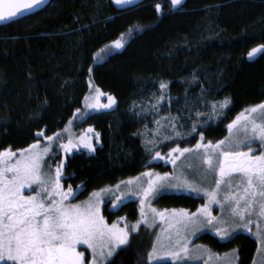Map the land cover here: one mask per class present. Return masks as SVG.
Masks as SVG:
<instances>
[{
	"label": "trees",
	"instance_id": "1",
	"mask_svg": "<svg viewBox=\"0 0 264 264\" xmlns=\"http://www.w3.org/2000/svg\"><path fill=\"white\" fill-rule=\"evenodd\" d=\"M155 1L122 9L111 0H52L42 10L0 26V151L28 148L45 142L38 133L52 136L64 129L77 109L83 110L90 81L116 100L114 110L93 117L101 138L96 155L68 158L66 173L73 178L62 183L73 189L82 182L86 186L74 201L142 168L146 153L137 137L138 120L128 109L156 79L169 82L180 99L194 98L205 88L213 98H227L223 122L264 102V49L248 55L264 45V0H185L176 10L167 6L160 13ZM136 25L143 30L130 36L121 51L96 60L101 49ZM204 133L213 140L225 128L210 125ZM203 202L175 194L157 200L165 208L193 210ZM104 204L108 223L121 221L131 231L129 226L140 218L136 202L116 212L110 211V202ZM200 238L214 250L237 248L240 264L254 261L257 244L249 235L227 241L209 233ZM151 245L148 236L136 235L109 264H150Z\"/></svg>",
	"mask_w": 264,
	"mask_h": 264
},
{
	"label": "snow or ice",
	"instance_id": "2",
	"mask_svg": "<svg viewBox=\"0 0 264 264\" xmlns=\"http://www.w3.org/2000/svg\"><path fill=\"white\" fill-rule=\"evenodd\" d=\"M43 2L44 0H0V20L15 17L18 13L31 10ZM112 2L116 5L136 6V0H112ZM170 5L172 8L180 6L182 0H170ZM161 10V5L157 3L155 11L160 13ZM142 30L140 25L129 28L126 34H121L120 39L115 40L111 46L105 47L121 49L125 46L126 35L132 36L135 32ZM261 49H264V45L252 49L248 53L249 57ZM88 71L91 72L92 69L89 68ZM167 87L166 83L161 82V89H167ZM101 95L103 93L96 89V94L92 98L95 102H88L86 97V106L112 108L116 103L115 98L109 96L107 104H100ZM160 99H163V96ZM228 103L229 101L226 100L219 107L226 108ZM212 108L213 114L218 116L219 113L215 111L216 105L213 104ZM77 112H80V109H77ZM199 115L200 113H197V116ZM157 124L159 125V122ZM227 128L229 136L215 144L211 141L203 143L205 137L203 133H200V142L194 148H180L177 145L169 152L168 157L173 165H176L185 154H195L200 164L206 166L201 179L206 180L210 173H214L218 178L215 179V187L211 191L204 190L208 203L198 208L196 212L190 213L181 209L179 212L172 210L168 213L167 210L158 212L155 208H151L154 217L158 216L161 221L167 223L168 227L163 230L165 240L161 241V238L157 237L152 251L148 253L150 261L166 256L170 257L174 264H184L188 260L207 254L208 259L204 261V264H210L214 260L213 254L207 249H190L186 234L189 230L195 234L200 226L206 225L215 228L217 235H220L222 239L230 235L227 229L215 227L216 224H223L225 221L212 215V204H219L222 211L225 205H229L230 215L244 222L236 224V227L248 228L251 220H246V216L252 215L257 210L258 215L264 217V151L256 155L254 153L258 149L252 147L254 142H259L261 147H264V103L246 109L232 120ZM64 131L69 132L68 141L60 143L58 147L66 154L81 147L89 152L96 151L91 136L80 135L74 141L67 127ZM87 131L93 133L95 140L99 141V133H94L91 128ZM173 131H175L174 126ZM196 131L197 126L194 123L192 132ZM38 135L44 137L46 146H41L37 141L27 149L18 152L10 148L0 151V264H109L117 250L130 243L128 225L125 224L123 228L119 227L118 223L109 225L101 214L103 196L119 191L120 185H116L115 189L101 188L99 191H93L86 201L79 204L71 203V200L76 199L82 191H86V186L82 182L73 189L69 184L65 190L61 182L73 178L66 173L68 166L66 160L60 161L54 171L51 165H48V171L44 170L47 163L45 157L51 153V159H55L58 155V152L52 149V142L60 139L61 134L45 136L41 132ZM175 136L182 138L183 134L175 132ZM164 139L175 142V137L172 136H164ZM147 143L154 144V141H147ZM242 148H247V151L240 150ZM154 158L165 159L158 151ZM187 167L192 168L193 165L189 163ZM234 175L240 177L237 191L225 192L223 198L218 199L221 186L227 184L231 188L230 181ZM142 176L148 178L146 187L139 178L121 183L135 184V188H128L127 193L141 198V215L145 224L148 221L143 212V205L156 197L165 186L201 191L194 182L187 180L183 183L171 184V179L179 180V177L170 178L168 174L160 176L145 172ZM165 182H168L167 185ZM32 185H36L38 191L34 195H24V190L30 189ZM127 193L115 196V203L112 206L116 207L121 202L122 196ZM121 219L124 218L121 217ZM139 227L138 222L132 225V230ZM259 239L264 247V235H260ZM80 244H85L88 249H91L90 261L87 260L84 252L77 250ZM215 259L222 264H234L238 257L234 249L232 253L225 254V257H215ZM261 264H264V260Z\"/></svg>",
	"mask_w": 264,
	"mask_h": 264
},
{
	"label": "rangeland",
	"instance_id": "3",
	"mask_svg": "<svg viewBox=\"0 0 264 264\" xmlns=\"http://www.w3.org/2000/svg\"><path fill=\"white\" fill-rule=\"evenodd\" d=\"M185 0H182V3ZM177 8H175L176 10ZM130 36H125V45L128 41ZM113 43V42H112ZM112 43L108 44L109 46L112 45ZM125 47V46H124ZM123 47V48H124ZM121 49H115L114 47L106 48L104 47V51H99L96 55V60L98 62L104 61L105 58L107 57L108 54L115 52V51H121ZM161 82L166 83L168 85L167 89H161L160 84ZM96 89H99L94 85L93 82L90 81L89 83V93L86 96L88 98V102H95L92 98L96 94ZM100 90V89H99ZM101 93H103L100 90ZM211 91L204 89L203 93L200 95L194 97V98H183L180 99L179 97H176L172 94L170 91V83L167 82L165 79L160 80L156 79L153 83V87L150 89H146L142 93H140L138 96H136L134 99L131 100L129 103V108L128 111L129 113L133 114L137 120H138V130H137V137L139 138L143 150L145 151L146 154H149V156H154L156 155V152H160L161 155L167 156L169 152L171 151L172 148L177 147V145L180 147V144H182V141H185L187 139H191L196 137V134L199 130L202 128H206L210 125L217 124L221 118L223 117L224 113L226 110L230 107V101L227 98L224 99H216L213 98L212 95H210ZM107 96L106 94L103 93V95L100 96L99 98V103L105 99ZM163 96V99H160V97ZM229 101L228 106L226 108H220L219 105L223 103L224 101ZM216 105V112L219 113V115H214L213 114V108L212 105ZM153 105H156V107H153ZM91 109H96V108H88L86 106V100H84L83 103V110L80 112H77L75 118L71 120V124H67V128L70 130L71 137L75 141L76 139L79 138L80 135L76 136L78 133L74 132L75 126L72 124L75 119L82 120V117L85 115L89 114ZM248 109V108H247ZM197 113H200L199 116H197ZM211 116L212 118L209 119L208 117ZM174 118V119H173ZM159 122V125L157 124ZM259 122V120H258ZM196 124L197 126V131L192 132V125ZM173 126L175 127V131H173ZM65 127V128H66ZM62 129L61 131L57 132L61 134V137L63 135H66L67 139L69 138V132L64 131ZM175 132H180L183 134V137H176ZM81 135H86V132H81ZM191 133V135H189ZM56 134V133H55ZM54 135V134H53ZM88 136V135H87ZM164 136H172L175 137V142L172 140H165ZM147 141H154L153 143H147ZM60 143H66V140H62L61 138L58 140H54L52 142V149L54 152L61 151L62 154V159L57 161L55 164L54 162H50L51 160V153L45 157V160L47 161L45 165V171H48V165H51L52 170L54 171L56 165L62 161L66 160L65 156L66 153L63 151V149H59V144ZM41 146H46L47 142H40ZM172 144L167 150L163 149L164 145H169ZM196 143H193V145L188 146L185 145L184 147L180 148H194ZM215 144V143H214ZM182 146V145H181ZM203 150H201L202 152ZM163 153V154H162ZM176 155V154H173ZM158 159V158H156ZM169 159V158H167ZM191 163L193 165L192 168H188L187 165ZM175 167L172 168L174 173H169L167 172H162L161 176H164L165 174H168L169 177H179V180L177 179H171L170 183L171 184H177V183H183L184 180H187L189 182H194L196 186L201 188V191L196 192L192 191L187 188H175V187H168L165 186L158 194H161L163 192L167 193H175V194H189L194 197L198 198H203L204 202L201 204H198V207H196L194 210L193 209H188V208H177V209H172L176 210L179 212L181 209L187 210L188 212H196V210L203 205L208 203V198L205 195L204 190H209L211 191L215 187V179L218 178L214 173H210L207 177L206 180L201 179V174L204 171V167L200 164L199 159L195 154H185L183 157L180 158V160L177 161ZM132 177L126 178L124 180L120 179L116 181L115 183L111 184L110 186H105L109 187L112 189H115L116 185H120V190L119 191H113L110 192L106 195L103 196L104 203L105 202H110L111 205L115 203L114 197L115 196H121L122 193H127L128 188H135V184L133 185H126L122 184V181H127L130 180ZM135 180V179H131ZM140 182L146 187L147 186V178L142 177L139 178ZM168 182H165L167 185ZM231 183V188L227 186V184L221 186L220 194L218 195V199H222L223 195L225 192L232 191L235 192L237 191V185H240V177L238 175H234L233 179L230 181ZM101 187V188H105ZM101 188L96 189L94 191H99ZM242 190V186H241ZM38 191V187L36 185H32L30 189H25L24 190V195H34L35 192ZM93 192V191H92ZM91 192V193H92ZM90 193V194H91ZM89 194V196H90ZM86 197L83 200H78V201H72L71 203L73 204H79L82 201H86L88 198ZM133 197L135 195H132L130 193H127L126 195H123L121 198V202L126 199L127 197ZM138 201L141 204V198L137 197ZM153 198H151L149 201H146V205L144 204L143 206V212L146 214L147 221L148 223L145 224L143 222V217L139 218V220L132 222V225L137 224L138 222L140 223V227L136 230H131L130 232V240L136 236H148L151 239L152 245H151V250L152 251V246L154 243L157 242V237L161 238V241L165 240V233L164 229L168 227L167 223L164 221H161V219L158 216L154 217V214L151 212V208L156 207L153 205ZM104 203L101 204V214L103 215L102 209L104 207ZM142 206V205H141ZM172 210L167 211L168 213H171ZM211 211L212 215L217 217L220 220L225 221L223 224H216L215 227L217 228H224L227 229L230 232V235L225 238H221L220 235H217V232L215 231V228L209 227V226H200L199 230L195 232V234H192L191 230L186 234L188 246L190 249H207L209 250L213 256L214 260L210 262V264H222V262L217 261L215 257H225V254H230L232 253V250H236V255L238 259L235 260L234 264H240L239 261V254L237 248H234L229 251H219V250H214L210 246H208V242L204 241L202 238H200L202 235L209 233L212 236L218 238L220 241H227L229 239L235 238V237H241L245 238V235H250L253 238L257 239V250L256 254L254 257V261L252 264H261L262 260H264V247H262L261 240L259 239L260 235H264V217H261L258 215V210L256 212H253L252 215L246 216V220H251V223L248 225V228L244 227H236V224H243V221H240L238 217H232L230 215V206L225 205L224 210H221V207L219 204H212L211 205ZM159 212V211H158ZM106 221V220H105ZM107 222V221H106ZM108 223V222H107ZM118 223V226L123 228L125 225L123 222H114ZM111 225L112 223H108ZM132 225L129 227L132 228ZM129 229V228H128ZM127 246V245H125ZM125 246H121L125 247ZM120 248V249H121ZM259 249V251H258ZM78 251H82L85 253V256L89 255V260L92 258L91 254V249L87 248V245L85 244H80L77 246ZM119 250V249H118ZM117 250V251H118ZM115 255V254H114ZM198 255V254H197ZM112 259V258H111ZM208 259L207 254L203 256H199L197 259H192L184 262V264H204V261ZM148 263L153 264V263H171L174 264L173 260L170 257H162L159 259L155 260H149L147 259Z\"/></svg>",
	"mask_w": 264,
	"mask_h": 264
},
{
	"label": "flooded vegetation",
	"instance_id": "4",
	"mask_svg": "<svg viewBox=\"0 0 264 264\" xmlns=\"http://www.w3.org/2000/svg\"><path fill=\"white\" fill-rule=\"evenodd\" d=\"M143 0H136V6L140 3V2H142ZM111 2H112V0H111ZM185 2V1H184ZM183 2V3H184ZM157 3H159L160 5H161V9L162 8H164V7H170V8H172L171 7V5H170V0H156L155 1V5L157 4ZM182 3V4H183ZM112 4L115 6V7H118V8H123V9H126V8H132V7H135V6H130V5H116V4H114L113 2H112ZM181 6V5H180ZM180 6H176L175 8H179ZM175 8H172L173 9V11L175 10ZM103 97H105V96H103ZM109 101H108V96H106L105 97V99H103L101 102H100V104H107ZM264 103V102H263ZM258 105V104H257ZM253 106H256V105H253ZM253 106H249V107H246V108H244V109H242L241 111H239L238 113H235L233 116H231V117H229L228 118V120L227 121H224L223 122V119H224V115H223V117L221 118V120L217 123V124H214V126H222L223 128H225V133H224V135H222V136H220V137H218V138H215V139H213V140H207L206 138L204 139V141H203V143H207L208 141H211L213 144L214 143H216V142H218V141H220V140H224L226 137H228L229 136V131H228V128H227V125L229 124V123H231L232 122V120H234L239 114H241L242 112H244L247 108H250V107H253ZM114 108H115V105H113V107L112 108H110V109H106V108H96V109H91V111L89 112V114H87V115H85L84 117H82V120H80V118L79 119H75V120H77V121H73V125L75 126V130H73L74 132H77L78 134L76 135V136H78V135H81V133H79V132H81L82 130H83V132H86V135H88V136H91L92 138H93V142H94V144H95V147H96V151L95 152H89V151H87L86 149H83L82 147L81 148H76V149H74L73 150V152H71V153H67L66 154V163H67V161H68V158L69 157H72L74 154H80V153H86L87 154V156H95L96 155V153H97V150H98V148H99V146H100V141H101V138L99 139V141H96L95 140V137H94V134L93 133H89L87 130L89 129V128H91V129H93L94 130V133H99V130H98V128H97V126L94 124V121H93V117L94 116H97V115H102V114H105V113H107V112H110V111H112V110H114ZM205 129H207V127L206 128H202L201 130H199L198 132H197V134H196V137H194V138H191V139H187V140H185V141H182V144H180V147H184L185 145H188V146H192L193 145V143H196V141H197V143L198 142H200V133H203V135H204V137H205ZM59 132V131H58ZM57 133V132H56ZM53 136V135H52ZM62 140H66V143H67V141H68V139H67V137H66V135H63L62 137H60ZM190 141H192V144H189V142ZM172 144H169V145H164L163 146V149L164 150H167V149H170L169 147L171 146ZM182 145V146H181ZM141 146H142V144H141ZM252 147H253V149H258L257 151H255V153L254 154H256V155H259L260 154V152L261 151H264V147H261V145L259 144V142H254L253 144H252ZM142 148H143V146H142ZM25 149H27V148H25ZM22 150V149H21ZM240 150H243V151H247V148H242V149H240ZM19 150H17V151H14V152H18ZM145 152V151H144ZM163 154V153H162ZM162 157H165V159H156V158H154V156H149V154H146V159L144 160V162H143V165H142V168L134 175V176H130V177H132L131 179H136V178H142V177H145V176H142V173H145V172H152V173H155V174H158V175H162L161 173L162 172H167V171H169V173L171 174V173H174V171L172 170V168L173 167H175L171 162H170V158L168 157V155L166 156H163V155H161ZM51 158V157H50ZM167 158H169V159H167ZM62 159V154H61V151H58V155L55 157V159H52V161L54 162L53 164H55L57 161H59V160H61ZM127 178H129V177H127ZM147 178V177H146ZM126 179V178H125ZM148 179V178H147ZM121 180H124V179H121ZM120 180V181H121ZM128 181V180H127ZM62 183V182H61ZM63 185H64V183H62ZM110 186V185H109ZM64 188H65V190L67 189L65 186H64ZM165 194H175V193H167V192H163V193H161V194H158L156 197H153V205L156 207V210L157 211H165V210H167V211H169V210H172V209H177V208H165V207H162L161 205H159L158 203H157V200H158V198H160L161 196H163V195H165ZM175 195H186V196H188L189 194H182V193H180V194H175ZM190 196H192V195H190ZM75 199H73L72 201H74ZM128 202H136L137 203V206H136V209H137V211L139 212V215H140V218L142 217V215H141V210H142V206H141V204H140V202L138 201V198H137V196H133V197H127L126 199H124L122 202H120L116 207H113L112 205H111V207H110V211L111 212H116L119 208H120V210H124L125 208H124V205H126ZM105 205V204H104ZM145 205H146V203H145ZM144 206V205H143ZM144 210V209H143ZM102 212H103V216H104V218H105V215H104V207H103V209H102ZM145 216H146V214H145ZM106 220V219H105ZM250 236V235H249ZM251 238H253L252 236H251ZM253 239H255V241H256V244H257V239L256 238H253ZM258 245V244H257ZM238 250V249H237ZM238 254H239V261H240V252H239V250H238ZM256 254V253H255ZM89 260V259H88Z\"/></svg>",
	"mask_w": 264,
	"mask_h": 264
},
{
	"label": "water",
	"instance_id": "5",
	"mask_svg": "<svg viewBox=\"0 0 264 264\" xmlns=\"http://www.w3.org/2000/svg\"><path fill=\"white\" fill-rule=\"evenodd\" d=\"M51 1L52 0H44V2L42 4H40L37 7L32 8L31 10H27V11H24L22 13H18L17 16L9 18V19H6V20H0V26L6 25V24L11 23L13 21H16V20H19L21 18H24V17H26V16H28L30 14L38 12V11L42 10L44 7H46Z\"/></svg>",
	"mask_w": 264,
	"mask_h": 264
}]
</instances>
